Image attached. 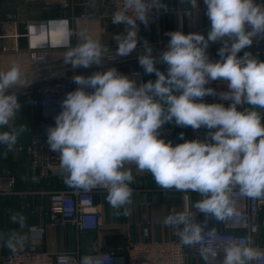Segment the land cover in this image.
<instances>
[{
    "label": "clouds",
    "instance_id": "9594fccd",
    "mask_svg": "<svg viewBox=\"0 0 264 264\" xmlns=\"http://www.w3.org/2000/svg\"><path fill=\"white\" fill-rule=\"evenodd\" d=\"M181 3L190 6L185 8L187 16L199 7L198 0ZM203 4L210 22L207 38L199 32H169L167 49L158 57L144 42L138 62L145 74H155V81L137 84L136 78L115 67L89 76L75 75L78 87L61 101L55 126L46 130L47 142L59 153L65 184L84 190L103 187L111 207L123 208L125 215L135 183L127 164L150 173L163 189L198 193L201 199L192 205L195 212L170 213L164 225L179 229L184 246L200 245L204 264L215 261L221 250V264H253L264 256V250L254 246L252 236L244 238L245 243L204 244L205 227L195 216L204 213L218 221L232 217L234 189L249 198L264 196V59L247 51L238 56L254 38H264V4L256 0H203ZM160 9L168 10L162 0H122V6H116L112 23H123L125 32L114 36L113 59L137 50V21L147 26L153 10ZM50 27L63 33L60 46L67 49L63 60L73 68L100 65L107 55L101 41L84 32L78 33L81 42L70 46L74 31L67 19L52 21ZM216 42L221 43L220 59L213 61L207 49ZM158 64L165 66L166 73ZM23 78L18 63L0 70V146L5 155L27 131V126L14 123L21 108L14 89ZM217 80L226 82L228 91L217 93L206 87ZM210 95L230 104L204 102ZM173 121L180 127L209 131L205 139L173 145L159 131ZM10 222L23 229L26 217L14 212ZM210 234L215 235V230ZM26 241L22 232L0 231V247L12 252L23 249ZM86 264H91L90 258Z\"/></svg>",
    "mask_w": 264,
    "mask_h": 264
},
{
    "label": "built area",
    "instance_id": "2783aa9c",
    "mask_svg": "<svg viewBox=\"0 0 264 264\" xmlns=\"http://www.w3.org/2000/svg\"><path fill=\"white\" fill-rule=\"evenodd\" d=\"M22 4L16 5L13 10L6 13L4 23L23 22L29 30L37 31L38 41L27 47L28 60L24 65L23 72L32 74L43 69L34 83L36 92L39 94V119L38 131L30 129V138L24 144L15 145L12 151H24L30 157V169L37 178V188L23 191L16 190V175L7 168L0 170V199H10L19 196L24 199L21 202V209L29 208L34 213L41 212L47 220V225L51 228H65L71 226L79 231H97L100 228L102 213L95 204L94 195L96 193H107L103 187L92 190H84L75 187L65 186L63 189H51V181L54 178L64 180L63 170L55 169L60 167L59 153L52 151L47 142V128L55 126V116L61 109V101L66 98L70 91H74L78 85L73 82L75 75L81 73V67L73 68L70 64H65L63 59L51 56L52 51L62 50L60 46L63 33L61 31H49L42 29L52 21L67 19L71 22L77 20L96 21L99 32L96 37L101 39L102 33L109 31L111 41L117 43L114 36L125 32V25L113 24L112 14L116 11V6H122V0H22ZM24 4L32 6L35 12L55 15L53 18L40 20H26V10ZM80 8V13L75 14V8ZM69 12V15L65 16ZM160 10H153L150 14L147 26H158ZM139 30L146 25L137 21ZM72 28V27H71ZM73 29V28H72ZM71 39L75 47L77 42V32ZM54 32V33H53ZM53 33V35H52ZM48 38V39H47ZM55 40V42H53ZM107 49V55L102 58L100 70H107L112 67H125V60L112 58L114 50L103 45ZM220 47L208 48L207 54L210 60L220 59L218 50ZM251 52L254 56L264 58V38H254L250 47L243 49L238 56H243L244 52ZM118 65V66H117ZM121 74L130 78H136L137 84L144 82L143 72L139 68L125 67ZM88 76V75H87ZM206 87L214 88L217 93L228 91L227 84L223 80L211 81ZM206 103H224L227 107L230 101L221 100L217 96H206L203 98ZM163 135L164 128L159 130ZM209 130L201 128L192 130L193 139H205ZM173 142V145L183 143ZM3 147V146H2ZM61 168V167H60ZM45 183L46 187L42 184ZM175 190V189H172ZM234 204L232 217L221 221L219 229L215 230V235H211L210 229H206L203 243L216 242L223 245L227 242L238 240L245 243L247 236H252L253 244L261 250L264 247L254 241L258 233V216L264 209V196L260 198H249L234 189L231 193ZM154 201L146 200L147 205ZM152 222L146 221L142 226V238L140 240H129L123 246L116 245L108 249H103L99 241H93L91 251L87 255H81L78 250L67 252L60 251L51 253L38 251L36 246L42 243V235L45 224L28 226L24 229L15 230L27 236V246L16 252L8 251L2 258L0 264H86V258L91 259V264H186L187 258L199 257V247L184 246L177 232L179 229L168 227V237L157 240L151 236ZM223 256L222 250L220 253ZM253 264H264V256H261Z\"/></svg>",
    "mask_w": 264,
    "mask_h": 264
},
{
    "label": "crops",
    "instance_id": "0c3cea01",
    "mask_svg": "<svg viewBox=\"0 0 264 264\" xmlns=\"http://www.w3.org/2000/svg\"><path fill=\"white\" fill-rule=\"evenodd\" d=\"M22 0H0V70H7L13 63H18L23 71L24 65L28 60L27 47L38 41L37 31L29 30L23 22L17 23H4V16L6 13L14 9L16 5L22 4ZM167 5L168 10L160 9L158 26H145L139 30V42L137 50L133 51L126 57H115L117 60L125 59V67H140L138 56L144 52V42L147 41L152 46L153 55L157 56L160 52L167 49L170 37L167 35L169 32L181 30L184 34L191 32H199L204 34L210 28V22L205 14V5L203 0H198L199 7L191 9V16L185 15V8L190 7L188 4L181 3V0H162ZM259 4H264V0H256ZM26 20L40 19L45 20L53 18L55 15L48 13H38L34 11L32 6L24 4ZM75 14L80 13V8H75ZM69 15V12L65 16ZM72 28L76 30L78 38L77 44L80 41L79 34L84 32L92 37H96L99 32V27L96 21L77 20L73 22ZM47 30L54 31L56 29L46 25ZM58 31V30H57ZM43 32V29H42ZM54 33V32H53ZM52 33V35H53ZM40 38V37H39ZM99 39V36L97 37ZM102 45L116 51L117 43L111 41L109 31L102 33L100 37ZM48 39V38H47ZM71 44L74 40L71 39ZM221 47L220 42L210 43L209 48ZM66 48L62 50L52 51L51 56L53 59H63ZM259 59H264L262 56ZM101 65V64H100ZM100 65L93 64L89 68L81 67V73L84 76H89L96 71L100 70ZM125 67H115L118 71H124ZM161 71L163 65H157ZM142 70V69H141ZM143 72V71H142ZM166 73V71H165ZM28 72H23V75ZM143 74L144 82L149 80L155 81L157 78L155 74ZM35 77H24L16 89L18 90L19 103L21 108L17 117L15 118V125L27 126L25 131L18 139L16 145L28 142L30 136V129L38 131L39 119V94L35 90L34 83L38 80ZM29 109V110H28ZM29 111V112H28ZM30 114V115H29ZM164 133L160 135L165 141L182 142L190 140L192 136V128L177 126L174 121L163 125ZM183 133V139L180 134ZM4 147L0 146V170L7 168L13 171L16 175L17 183L16 190L23 191L27 189H36L37 180L34 182L33 175L30 169V157L24 151H10L5 155ZM130 168L135 179V183L131 185L133 188L132 203L127 205L128 214L125 215L124 209H114L106 199L107 193H96L94 195L95 204L99 207L102 213V220L99 230L97 231H79L74 227L67 226L65 228H51L47 225V220L42 211L34 213L29 208L21 209V202L23 198L13 196L10 199H0V231L9 232L20 229L17 224L10 222V216L14 212L22 213L26 217V227L38 225L39 223L45 224L42 243L36 246L38 251H47L56 253L60 251L72 252L78 250L81 255H87L91 251L93 241H99L103 249H108L116 245H124L129 240H140L142 238V226L146 221H151V236L157 240L166 239L168 237V227L164 225V219L173 212H182L185 210L195 212L196 210L192 205L201 199V196L192 191L179 192L176 190H166L156 185L154 178L148 172H138L134 164L125 165ZM55 169L62 170L56 166ZM46 181L42 184L43 187ZM68 186L58 178L51 181V189H63ZM69 187V186H68ZM154 201L151 205L145 202ZM195 219L198 223L204 225L205 230H216L220 228L221 221L216 220L214 217L206 216L204 213H197ZM23 228V229H24ZM24 234V233H23ZM25 235V234H24ZM260 246L264 247V209L260 211L258 216V233L254 238ZM28 242L26 241V247ZM10 251L6 247H0V263L3 256ZM223 256L210 264H221ZM186 264H204L201 257H189Z\"/></svg>",
    "mask_w": 264,
    "mask_h": 264
},
{
    "label": "water",
    "instance_id": "95a60500",
    "mask_svg": "<svg viewBox=\"0 0 264 264\" xmlns=\"http://www.w3.org/2000/svg\"><path fill=\"white\" fill-rule=\"evenodd\" d=\"M204 36H205V38H207V35H208V32H206V33H204L203 34ZM168 45H166V47H167ZM46 72V70L45 69H43V70H41V71H37V72H34V73H32V74H26V75H23V77H30V76H33V77H35V76H37V75H40V74H43V73H45Z\"/></svg>",
    "mask_w": 264,
    "mask_h": 264
},
{
    "label": "rangeland",
    "instance_id": "374dc122",
    "mask_svg": "<svg viewBox=\"0 0 264 264\" xmlns=\"http://www.w3.org/2000/svg\"><path fill=\"white\" fill-rule=\"evenodd\" d=\"M70 22V26L72 27V25L74 26V23L73 22H71V21H69ZM70 41H71V38H70ZM125 60V59H124ZM127 61V60H126ZM118 66V65H117ZM116 67V66H115ZM137 68V67H136ZM139 69H142V71H143V74L145 73L144 72V69L140 66L139 67ZM163 69L165 70V66H163ZM102 71H106V70H102ZM166 71V70H165ZM94 72H97L95 69H94ZM145 76L147 77L148 75L147 74H145ZM29 110V109H28ZM29 112V111H28ZM30 115V114H29Z\"/></svg>",
    "mask_w": 264,
    "mask_h": 264
},
{
    "label": "bare ground",
    "instance_id": "6f19581e",
    "mask_svg": "<svg viewBox=\"0 0 264 264\" xmlns=\"http://www.w3.org/2000/svg\"><path fill=\"white\" fill-rule=\"evenodd\" d=\"M42 27H43V31L47 29V27H46V26H45V28H44V26H42ZM62 38H63V37H62ZM53 42H55V40H53Z\"/></svg>",
    "mask_w": 264,
    "mask_h": 264
}]
</instances>
